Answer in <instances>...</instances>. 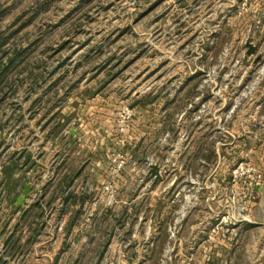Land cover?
Here are the masks:
<instances>
[{
	"label": "rangeland",
	"instance_id": "1",
	"mask_svg": "<svg viewBox=\"0 0 264 264\" xmlns=\"http://www.w3.org/2000/svg\"><path fill=\"white\" fill-rule=\"evenodd\" d=\"M14 156L0 228L56 264H264V0H0L1 165Z\"/></svg>",
	"mask_w": 264,
	"mask_h": 264
},
{
	"label": "crops",
	"instance_id": "2",
	"mask_svg": "<svg viewBox=\"0 0 264 264\" xmlns=\"http://www.w3.org/2000/svg\"><path fill=\"white\" fill-rule=\"evenodd\" d=\"M67 143L62 149L60 153L63 156L62 168L64 171H68L73 168L72 160L74 157L77 158L81 156L83 151L80 149L79 136L74 131L70 130V132L66 136ZM11 159V158H10ZM5 159L1 165L0 159V176L2 175V170H6L10 165L11 160ZM88 164V160L75 170L73 175H64V181L62 184L63 196L69 197L67 198V203H69L71 198L76 196L75 201L78 200V196L87 195V186H84V183L88 182L90 176L85 175L86 165ZM57 168V161L54 163L53 170ZM71 172V170H70ZM66 174V173H65ZM59 174H53L52 178L54 183L58 180ZM1 179V177H0ZM19 199V198H18ZM17 199V201H18ZM70 200V201H69ZM5 224V228H0V264H56L58 261V257H55V254L49 253L48 251L39 253L36 247V241L38 236L31 237L28 239H22V237H16L12 232L13 229L11 225L7 227ZM10 229V230H9ZM35 242V243H34ZM34 243V244H33ZM48 244V242H47ZM35 245V246H33Z\"/></svg>",
	"mask_w": 264,
	"mask_h": 264
},
{
	"label": "water",
	"instance_id": "3",
	"mask_svg": "<svg viewBox=\"0 0 264 264\" xmlns=\"http://www.w3.org/2000/svg\"><path fill=\"white\" fill-rule=\"evenodd\" d=\"M248 48H249V50H248V55H249V56H253V55H255V54L257 53L258 47H256V46H254V45H252V44L249 43V44H248ZM257 59H258V61L261 60L260 57H258ZM150 175L154 176V178H155V182H156V183H157L158 181H160L161 178H162V177H161V174H160V168H159L158 166H152V167H151ZM30 191H31V186H30V185H27V186L25 187L24 192H23V196L20 197V198L18 199V201H17V205H18V206H22V205L25 203V201H26V199H27V197H28Z\"/></svg>",
	"mask_w": 264,
	"mask_h": 264
},
{
	"label": "trees",
	"instance_id": "4",
	"mask_svg": "<svg viewBox=\"0 0 264 264\" xmlns=\"http://www.w3.org/2000/svg\"><path fill=\"white\" fill-rule=\"evenodd\" d=\"M15 57H16V56H15ZM13 59H14V58H13ZM13 59L11 60V62L14 61ZM22 153H24V152H22ZM17 159H18V158H16L15 156H14L13 158H11V159H10V160H11L10 165H11L13 162H15ZM10 165H9V166H10ZM15 165H16V164H15ZM15 165H14V166H15ZM26 166H27V163H25V164L23 165L22 168L24 169ZM12 169H13V168H12ZM7 170H8V167H7L6 171H7Z\"/></svg>",
	"mask_w": 264,
	"mask_h": 264
}]
</instances>
